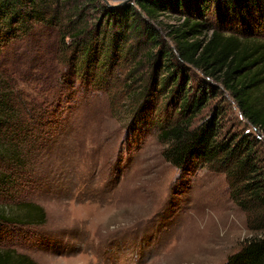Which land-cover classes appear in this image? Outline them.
<instances>
[{"label": "rangeland", "instance_id": "1", "mask_svg": "<svg viewBox=\"0 0 264 264\" xmlns=\"http://www.w3.org/2000/svg\"><path fill=\"white\" fill-rule=\"evenodd\" d=\"M101 1L112 8L134 4ZM184 14L168 9L159 15L162 26L153 27L160 44L151 53L146 37L137 36L126 55L98 53L87 63L66 38L69 49L56 56L58 38L49 28L37 35V46L26 36L1 51L8 60L21 55L33 65L32 78L19 87L25 100L52 114L47 133L56 145L25 151V158L42 153L40 173L48 179L35 180L24 170L17 176L22 179H12L18 187L11 194L0 186V208L30 198L46 213L42 225L0 223V249L13 248L37 264H224L239 248L247 236L245 214L231 199L224 173L202 166L182 172L162 155V127L179 117L184 98L202 91L209 99L192 128L218 109L221 139L248 132L263 141L264 150V138L223 85L168 52L166 25H178ZM252 15L262 16L251 25L253 37L264 41V8ZM200 20L239 34L237 24L217 13H203ZM172 73L174 80L162 85ZM258 95L264 101V86ZM8 165L0 158L1 176Z\"/></svg>", "mask_w": 264, "mask_h": 264}, {"label": "trees", "instance_id": "2", "mask_svg": "<svg viewBox=\"0 0 264 264\" xmlns=\"http://www.w3.org/2000/svg\"><path fill=\"white\" fill-rule=\"evenodd\" d=\"M263 1L134 0L133 5L112 8L101 0H0V158L11 164L6 166L8 174L0 175V186L11 194L18 187L12 179H22L17 176H22L24 170L35 180L49 177L40 173L42 153L25 158V151L37 147L51 151L56 145L54 134L47 133L53 128L52 114L42 107L38 109L39 104L35 107V101L25 100L26 94L19 87L20 82L32 78L33 65L21 55L8 60L1 52L6 45L26 36L32 38L28 43L37 46L35 39L44 33L42 28L57 35L54 55L58 56L59 51L66 54V38H71L88 63L98 53L102 57L113 52L126 55L133 49L131 40L137 36L146 37L151 53L160 44L153 27L162 24L159 15L168 9L186 12L178 25H166L172 46H168L169 50L159 49L160 55L165 48L171 56L176 52L180 62L218 80L244 119L264 138V101L258 95L264 86V41L253 37L251 25L262 17L252 13L264 8ZM207 12L237 24L239 34L224 32L215 25L207 27L199 21ZM98 13L99 17L95 15ZM169 80H174L173 73L164 76L162 85ZM208 99L205 91L192 100L183 99L176 112L179 117L161 129L159 137L166 144L162 155L182 172H195L202 166L224 173L231 199L245 214L247 230L239 248L226 257L224 264H264L263 141L248 132L221 139L218 109L207 122L192 128V119ZM29 160L37 163L27 165ZM51 176L54 179L52 168ZM45 217L44 208L30 198L13 205L6 202L0 208V223L42 225ZM0 264L37 263L28 255L5 248L0 249Z\"/></svg>", "mask_w": 264, "mask_h": 264}]
</instances>
